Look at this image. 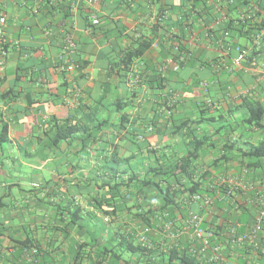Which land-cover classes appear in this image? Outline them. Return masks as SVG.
I'll list each match as a JSON object with an SVG mask.
<instances>
[{
    "label": "crops",
    "instance_id": "0c3cea01",
    "mask_svg": "<svg viewBox=\"0 0 264 264\" xmlns=\"http://www.w3.org/2000/svg\"><path fill=\"white\" fill-rule=\"evenodd\" d=\"M221 3L208 0L212 10L189 22L187 0H0V60L3 44L8 49L0 65V264H143L140 254L127 262L116 247L141 236L163 249L178 242L191 248V213L208 225L224 221L222 211L208 213L179 195L198 180L220 203L218 179L238 180L239 195L225 207L249 209L248 223L256 222L264 159L247 153L264 142V126L247 119L252 104H264V47L255 66H233L236 48L250 57L254 49L236 29L223 36ZM223 11L228 20L239 14ZM67 38L76 44L72 53ZM144 40L151 47L123 68ZM177 41L186 58L176 72L168 60ZM71 63L79 68L62 69ZM61 126L78 132L55 143ZM180 163L188 175L162 180ZM152 169L160 173L155 181ZM143 178L154 185L141 189ZM156 184L178 192L168 211H158L164 201ZM150 210L148 221L137 216ZM237 253L224 248L228 261Z\"/></svg>",
    "mask_w": 264,
    "mask_h": 264
},
{
    "label": "trees",
    "instance_id": "16d2710c",
    "mask_svg": "<svg viewBox=\"0 0 264 264\" xmlns=\"http://www.w3.org/2000/svg\"><path fill=\"white\" fill-rule=\"evenodd\" d=\"M251 1L252 0H245L244 2H242V5L241 4L238 5L239 2L236 0L237 5H234V6H231V4L226 3L227 1H222L221 6L222 8L225 9V11H227V13H232L238 8H243L244 6L247 7L248 5L251 4ZM254 1L257 4V6L261 7L262 11L264 12V0H254ZM206 4L207 3L201 4L197 0H187V5L185 7L187 9L185 11L187 12H184V20L185 21L189 20V22H191L192 20L191 15L193 14L197 16L196 17L197 19H198L199 13L201 12H206L205 14H208L212 10V8L209 9V6ZM195 11H197V13ZM228 25H229L228 26L229 28L236 29L237 33L240 36L246 37L251 42V36L253 35V31L259 32L264 26V21L263 19L261 20L260 18H258L255 24L250 23L248 24V26L243 25L241 23L237 24L235 27H230L231 23ZM176 46L178 47V51H175ZM150 47H151V42H148L147 40L141 41L136 51H134L133 53H128L124 57V59L121 62V66L123 68H127L134 59L141 57L146 52V50H148ZM263 47L264 46H262L261 49ZM254 49L255 50L252 53L253 55L249 57V62L253 60V58L256 57L261 51L260 48L257 49L256 47H254ZM185 50H186V46L182 43V41H177V44L172 46L171 51H170L171 56H173L175 61L178 62L179 60H181V58H183V61L179 62L181 64V67L184 65L185 58H186V56L183 55L184 54L183 52ZM247 122L255 128H262L264 126V104L263 103H256L250 106L249 118L247 119ZM77 132L78 130L75 127L61 126L58 128L56 132L55 143L69 139L70 137H72V135H74ZM247 156H251L257 159H264V142L252 148L250 152L247 153ZM187 166L188 164H185V165L182 163L177 164L171 170L162 173V175H164L162 180L167 182L172 178L177 179L179 175H182V174L188 175L189 172L187 170L188 169ZM150 174L152 178L153 176L159 175L160 173L155 172L152 169ZM137 180L139 179L138 178L131 179L130 183H133L134 181H137ZM141 185H142L141 187L142 189L143 187H152L154 184H153V181L149 179V180H142ZM156 187L159 189L163 197V201H164V205L161 208H159L158 211H161V212L166 211V210L168 211L170 207L175 204L178 192H172V189L170 186L161 188L158 184H156ZM141 189H138V191H140ZM214 190L222 194L221 196H223V201L222 203H220L221 199L220 201L215 200V206L213 208V213H215L214 211L216 210L222 211L223 212L222 216H224L223 218L224 221H222L220 224L215 223L212 225H208L205 222V224H203V227L204 228L209 227L212 230H214L215 234L219 237L218 241L222 240L224 242L223 236L225 235L226 230L229 226H231L232 224L238 223L243 227L240 231H243L246 225H250L248 223L249 222L248 220H249V217L252 216L253 214L251 211L249 212V209L241 210L240 208H238L235 210V213H234L232 211H229L225 207L228 205L227 201L232 200V198H234L236 194L239 195L238 193L240 191L233 190L231 192L230 189H228L227 187H223V186L222 187L220 186V188L215 187ZM195 194L207 195L214 199H217L219 197L216 192H211L208 194L202 187L200 180L196 182L193 181L191 185L185 190H183L181 194L179 195H182V196L188 195L189 201H191V197ZM139 210L141 209L139 208ZM151 213H152V210L148 212L139 213L137 216L143 220L145 219L146 221H148L149 220L148 215H150ZM167 213L170 216V221H171L173 217L169 212ZM193 213H196V212H193ZM217 217L220 218L221 216L219 215ZM166 219L169 220L168 218ZM262 235L263 234L260 233L258 237L261 238ZM255 244L256 242H249V243L244 244L241 247H238V253H237L238 260L232 263L233 264H264V253L260 249L261 244H258L257 246H255ZM152 246H153L152 248L147 249V248L142 247L140 243H136L134 239L129 240L127 238H123L116 247H118L124 252H128L131 254H140L141 257L145 258L143 264H203L196 255L190 252V247L186 243L178 242L177 244L175 243L172 247H166L164 249L163 247H158L154 243L152 244ZM80 249L82 250V247ZM159 251H161L160 259L155 261L154 255ZM254 256L257 258L259 256V258L258 259L255 258L254 260L253 258ZM79 257H80V252L76 257L75 262L79 260ZM117 257H120V256L117 255Z\"/></svg>",
    "mask_w": 264,
    "mask_h": 264
},
{
    "label": "built area",
    "instance_id": "2783aa9c",
    "mask_svg": "<svg viewBox=\"0 0 264 264\" xmlns=\"http://www.w3.org/2000/svg\"><path fill=\"white\" fill-rule=\"evenodd\" d=\"M199 3L204 4L207 3L208 0H197ZM221 1H227L226 3L231 4V6L237 5L236 0H220ZM207 5V4H206ZM220 4L216 6V11L221 15L218 18V22L216 25L219 27H222L225 24V31L223 33V36H225L227 39L231 36L230 29L228 24L231 23L230 27H235L237 24H243L247 25L252 23L255 24L257 19L260 18L264 21V12L262 11L261 7L257 6L254 0L251 1V4L247 7L239 8V14L238 17L234 20H228L227 16L225 15L223 8L218 7ZM192 9V8H191ZM197 13V11H195ZM94 25L99 24V20L95 19L93 21ZM6 25V19L0 18V39L4 35V27ZM251 43L254 47L257 49H261L262 46H264V26L259 32H254L251 36ZM66 50L68 53H72L76 50V44L71 38H67L66 41ZM255 50V49H254ZM175 51H178V47H175ZM237 55L233 59V66L240 67L242 64L246 61H249V52L242 50L241 48H236ZM8 56V49L3 44L1 48V60L0 65H3L6 58ZM180 61H183V58L179 60L178 62L174 60L173 56L169 58L168 65L171 67L172 70L178 71L181 67ZM252 65H256L255 61H250ZM79 68V65L75 63L66 64L62 66V69L67 72H73L76 71ZM138 77L135 75L132 79L134 84L138 83ZM166 114L168 116L172 115V110L169 109V106L166 107ZM239 182L238 180L234 178H219L217 182L218 187H227L231 190V192L236 189ZM34 188H39L40 186L38 184L33 185ZM257 200L255 203V210L257 211L256 215V222L252 225H246L244 227L243 231H240L243 227L238 224H232L229 226L226 230L224 237V242L218 241V236L215 234L214 230H212L209 227L204 228L203 224H205L204 218L199 213H191L189 218V229L192 232V238H193V246L190 248V252L194 255H196L199 260L203 264H233L231 261H228L224 257V248L229 247H241L246 243L249 242H256L258 239V236L260 233H264V196L257 195ZM191 201L193 203H196L200 205L202 208L207 209L211 213L213 211V208L215 206V199L207 196V195H199L195 194L191 197ZM169 215L166 214L165 217L167 218ZM167 232L170 235V239L173 241L176 240L178 233L171 230L170 223L167 225ZM222 237V238H223ZM139 243L142 247L150 249L152 248V243L149 241L147 236H141L139 238ZM196 245H195V244ZM261 244V251L264 253V239L260 241ZM37 256V250L34 249L32 251V260Z\"/></svg>",
    "mask_w": 264,
    "mask_h": 264
},
{
    "label": "rangeland",
    "instance_id": "374dc122",
    "mask_svg": "<svg viewBox=\"0 0 264 264\" xmlns=\"http://www.w3.org/2000/svg\"><path fill=\"white\" fill-rule=\"evenodd\" d=\"M154 177H155V179H153ZM156 177H158V176L155 175V176L152 177V179L155 181V180H157ZM143 180H145V179L143 178ZM132 255L133 254H131V253L125 252L124 255H123V259H125L128 262L129 259H132Z\"/></svg>",
    "mask_w": 264,
    "mask_h": 264
}]
</instances>
